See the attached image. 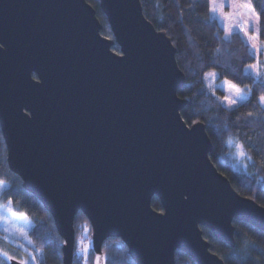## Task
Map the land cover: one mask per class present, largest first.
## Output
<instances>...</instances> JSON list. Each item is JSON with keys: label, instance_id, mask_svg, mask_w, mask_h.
Returning a JSON list of instances; mask_svg holds the SVG:
<instances>
[{"label": "water", "instance_id": "water-1", "mask_svg": "<svg viewBox=\"0 0 264 264\" xmlns=\"http://www.w3.org/2000/svg\"><path fill=\"white\" fill-rule=\"evenodd\" d=\"M100 2L113 38L88 0H0L8 165L53 215L63 264H73L79 211L99 264L112 237L137 264H176L177 250L198 264H226L202 226L235 245L234 220L264 231V205L214 164L205 122L183 118L186 75L167 31L141 0Z\"/></svg>", "mask_w": 264, "mask_h": 264}, {"label": "trees", "instance_id": "trees-1", "mask_svg": "<svg viewBox=\"0 0 264 264\" xmlns=\"http://www.w3.org/2000/svg\"><path fill=\"white\" fill-rule=\"evenodd\" d=\"M97 10L102 22V33L114 37L100 0H88ZM149 20L167 31L177 47V60L185 72L186 82L178 91L188 100L181 109L188 124L203 121L213 142L210 157L218 169L231 180L243 195L252 196L264 205V0H251L259 14L258 55L239 30L226 35L224 27L213 16L209 0H141ZM112 49L120 52L115 42ZM259 62L256 76L246 67ZM215 69L219 78H228L251 89V95L233 106H227L209 87L206 73ZM34 76L37 75L34 73ZM223 92L220 89H217ZM242 144L248 154L245 168L237 167L231 140ZM6 181L2 199L11 200L14 208L28 214L33 223L29 229L30 247L40 251L37 264H63V237L59 234L53 215L42 201L23 186L22 178L13 172L7 161V146L0 126V181ZM152 205L163 210L160 198L155 195ZM235 245L214 236L211 229L202 226L204 236L211 242L226 264H264V231L255 225L234 220ZM75 251L73 264H94L97 256L93 248V228L88 217L79 211L75 216ZM0 246L22 254V247L14 246L0 232ZM2 252L3 249L0 248ZM5 253V252H4ZM105 264H137L127 244L118 237L107 238L103 243ZM0 264H10L0 253ZM176 264H198L182 250L176 251Z\"/></svg>", "mask_w": 264, "mask_h": 264}, {"label": "rangeland", "instance_id": "rangeland-1", "mask_svg": "<svg viewBox=\"0 0 264 264\" xmlns=\"http://www.w3.org/2000/svg\"><path fill=\"white\" fill-rule=\"evenodd\" d=\"M221 5L224 6L222 7ZM216 9V12L211 11V13L224 27L226 35L229 36L235 30L241 31L245 39L251 44L253 51L258 55L261 49L259 39V14L254 8L251 0H232L231 6H228L227 0H217ZM253 65H255V67H252ZM246 70L258 76L260 74L259 62L257 61L255 64L247 66ZM213 72L217 74L214 77L209 75V73ZM206 80L210 89L217 94L227 106L233 105L223 100V97L226 95L236 100V104L251 95L250 88L242 86L228 78H219V74L215 69L209 70L206 73ZM226 81H231L242 90L243 99L237 96L234 89L225 86ZM260 101L264 106V101L261 99ZM231 145L236 166L245 168L248 161V154L242 144L232 139ZM241 152H243V155H241ZM6 187L7 182L4 180L0 181V232L14 246L22 247V254L20 256L9 249H4L2 246H0V248L11 257L19 260H27L28 264H37L40 251L30 247L31 240L29 237V229L32 226L33 219L28 214L17 211L11 200L4 201L2 199V193ZM9 208H11V211H9ZM22 213L24 215H21ZM32 256L35 257L34 260L31 258Z\"/></svg>", "mask_w": 264, "mask_h": 264}, {"label": "snow or ice", "instance_id": "snow-or-ice-1", "mask_svg": "<svg viewBox=\"0 0 264 264\" xmlns=\"http://www.w3.org/2000/svg\"><path fill=\"white\" fill-rule=\"evenodd\" d=\"M231 2H232V0H227L228 6H231ZM216 4H217V0H209V6H210L211 11L216 12V10H217L216 9ZM221 6L223 7L224 5H221ZM252 67H255V65H253ZM209 75L214 77L217 74L215 72H213V73H209ZM225 86L227 88L234 89L236 94H237V96H239L241 99H243L242 90L237 85L233 84L231 81H226L225 82ZM260 99L262 101H264V96L260 97ZM223 100L228 102L230 105H235L236 104V100H233L231 98V96H228V95L224 96ZM241 155H243V152H241ZM9 211H11V208H9ZM21 215H24V214L22 213ZM65 243H67V241ZM93 247H94V245H93ZM5 255H6V253H5ZM31 258L33 260L35 259L34 256H32ZM99 259H100V257L97 256L96 257L97 264H99ZM17 264H28V261L27 260L17 261Z\"/></svg>", "mask_w": 264, "mask_h": 264}]
</instances>
